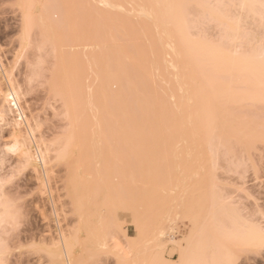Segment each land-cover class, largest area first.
<instances>
[{
    "label": "rangeland",
    "instance_id": "374dc122",
    "mask_svg": "<svg viewBox=\"0 0 264 264\" xmlns=\"http://www.w3.org/2000/svg\"><path fill=\"white\" fill-rule=\"evenodd\" d=\"M134 1L135 0H48V1L47 0L46 1L45 0H40V1L35 0L34 2H36V3H34L35 5L32 8V13H33L32 15L36 16L35 23L36 22L37 23L34 25L31 24L32 25L31 31H29V35L25 37L21 33V30H22L21 29L22 28V25H21L22 24V21H21L22 20L21 19L22 12L20 11L21 9H20L18 0H0V61H1V63H3L5 70H7L8 73L10 74V76H9L10 81H8V80H6V78H3L4 76L0 72V75H2L1 76L2 78L0 77V79H1L0 80V88H1L0 91L2 90L0 92V97L2 98V96H1L2 92H4L7 89H10L11 85H12V87L17 89V91L19 93V104L22 108L23 114L26 117V120L29 122V124H31V126L32 125L34 126V132H33L34 135L33 136H35L36 138L31 136L32 137L31 139L34 138L36 140L37 144L35 143L36 144L35 145L34 143H31L30 144L31 149L35 150L36 149L35 147L38 144L41 145L40 148H43V150L45 149L47 152L46 153V155H47L46 159L48 160L46 162V165H44L40 162L37 165V167H38L37 170H34L31 167H29V165L27 166V164H25V161H23L24 159L19 154H17V153L15 154L14 152L10 153L9 151L7 152L5 145H6V143L10 142L9 133H10L11 127L9 126V123L12 121V118L14 117L16 112L13 111L10 113L8 111V113H7V108H6L7 105L5 103H3V100L0 98V108L2 107V109H6L5 121H0V209H1V207H3L1 210L6 209L8 212L10 211L9 212L10 213L9 214L10 220L8 219L7 221L1 222V224H0V258L2 257L0 259V264L1 263L2 264H57L56 262L58 260V257L64 258V261L67 262V259H65V258L69 254V251L71 252L73 257L76 256L77 261L78 260L80 262L82 261L81 264H115V253L116 252L112 247L111 241H109V243L107 244V246H108L107 250H101L102 248L99 247L96 249L93 246L94 244L91 245L90 243H87L86 240H84L85 239V236L83 234L84 232L82 233L83 230H80L81 228L78 225L79 218H81V217L78 218L79 215H78V213H76L77 210L75 211L76 207H74V205H75L74 201L71 202L73 200V194H74V191H72L73 188L71 189V186H72V184L73 185L77 184V183H75V180L77 181L76 176L81 174L79 172L82 171L84 175L83 174H82V176L79 175V177H83V176H85V177H83L82 179H78V181L86 180L87 183H90L94 187V189H96V190L98 189V185L100 186V188H102V189H98V190H100L99 192H101V194H99V192L97 193L99 195V197L97 196V194H96L97 197L95 195L93 197V205H96L99 201V203H98L99 207L96 205L97 206L96 208L95 207L90 208V209H92L91 212L92 213L94 212L92 214V216H94L95 218L90 217L89 215H91V214H88V216L87 215L86 216L90 217L89 219H92L93 222H95L94 220H97L96 218H97L98 214L95 211H93L94 210L93 208L98 210L99 211L98 213H100V215L102 217L108 218L107 220L109 223L108 224L109 229H110L109 231H111L110 233H112V235L115 237L114 239L117 240L119 243L121 242L120 244L126 245V239H128L126 236H131L129 238H132L133 236H135L134 238H136V236L138 237V235L136 234L137 229H134L135 225L131 222L132 217L130 216V212H129L130 210L127 208H126V211L124 209L122 211H121V209L116 210V209L120 208V206H121L120 204H118L119 207L117 206V208H115L116 206L112 208L111 206L106 205V204L113 205L111 203H113L116 200L117 194L120 192V185L127 184L128 177L130 174L133 176L134 179H137V181L135 180V185L137 186V184H138V187L141 189V187H140L141 184H139V183L142 180V178H141V180H138L140 176L138 174H136L137 178H135L134 173L132 174V172L136 171V173H137V171L144 169V172H146V174H147V170H145V169H147V167L150 165V163L148 164V161L149 160L152 161V157H154V156L148 155V157H151V156L152 157H151V159L148 158L149 160H147V161H146V158H147L146 156L148 153H152L154 151V149L156 150L155 154H157L158 153L157 147L159 148V152L161 150L163 152V157L158 155L160 157V159L163 158V160H160L158 156H156L155 158L158 157L157 159H159V162L162 163L164 160L167 159V158L164 159V157L165 156L168 157V155H170L171 153H174L173 149H176L178 146L179 147L181 146L180 147V154H181V151L184 152L183 151L184 147L186 150V148H187L186 146H188V150H189V146H191V148H190L191 154L194 153V154H192V156L190 153H189V155L181 154L182 156L178 153V156L180 155L179 156L180 160H179L178 156H176L178 158V160H176L177 158L174 156V154L170 155L171 157L174 156V159H171L170 156L168 157L171 159L172 162H174L173 160H176L175 162L178 163V161H179V163H178V165L176 163V165L174 166V164L170 161L171 164L173 165L172 169H175V168L176 169L174 171H172L171 167L169 168L167 165V167L169 169L168 172L170 170H171V172L169 174H168V172L163 173L164 176L161 175V176H163V177H161V179H162V181L165 180L163 183L167 182V183H165L166 186H167V184L168 185L173 184L175 186H177L178 184L180 186L183 185L184 189H185V193L187 195V199L190 195L191 196L195 195V194L198 195L199 189H200L199 193L204 198H203L202 204L199 203V205H198V204H193V203H194V201H196V199L198 200V196H200V194L197 197H196V195L192 196V197H190V199L188 201H186V203H188L189 201L191 203L190 202L188 204H186L185 202L178 203L177 204L178 208H177L176 204H174L172 201L173 198L172 199L170 198V197H172L173 194L171 192L165 193L166 191L164 192V190H161V188H159V187H163L164 184L161 186L155 185L156 187H158L163 192L161 194H160V192H158V194H160V197H162V198L157 197L156 196L157 194H156L155 195L157 197L156 199H155V197H153L151 195L152 198H148L149 196H147L146 198L150 199V200L146 201L145 197H143V199L145 201V205H146V202L149 203V206H151L152 212H150L149 216H148V212L147 213L145 212V211H147L148 204H147V206L143 205V206H145V208L141 207L142 209H140L139 211L136 212L137 213L136 214V216H137L136 222H137V225L140 229L145 228L147 221L149 222V220H150L151 222H153V221L157 220L158 217H156V214L159 215L161 213L160 214L161 216H163V217L167 216V218H168V219L166 218V220H165V218H163V220H162V217H161L162 230L157 231L155 233L154 244H152V243L150 244L148 242L150 240V238H148L147 242L150 245H152L153 247L149 245V247H147V249L152 248L153 250L151 249V252H150L151 255H150V253H148V256H147V257H151V256L152 257L151 258L146 257L145 261H150V259H151V262L153 261V259H152L153 255L152 254L156 249H157L156 250L157 257H159L158 252L163 254V256L160 254L159 255L161 258L162 257L165 258L163 261L164 262L167 261L166 264L169 261L174 263L176 258H178L177 255L175 254L176 252L173 250L171 251L170 248L172 246L171 245L172 242H175V243L181 242L182 237L185 235V231L187 230V227H186L187 222L183 219H180V217H179V220H177L178 217H176L175 218L176 221H175V220H173L174 218H169V215H170V212L173 211V209H176V211H177L181 205H183V207L181 206V211L182 210L183 211L182 212L177 211L178 213L180 212L178 216H182L183 212H185V208H186V211L189 210L190 208H193V209H190L189 211H191L193 213V211L195 209V211L193 213L195 215H199V216L202 215L201 217L204 216L203 218H206V217H208V215L210 216V214H212V216L214 215L218 218L217 215L220 213L222 216V213L225 211L224 209H230L231 208V209H234V211L238 212L239 214L241 213V215L246 217L250 222H253L256 224L258 223L260 226L264 227V101L261 99L262 97H259L260 93L256 89V86L253 87L254 85H259L260 83L257 82L259 84L255 83L253 86H251V88H255V89H253L254 90L253 91V90H251V88H248V86L245 82H238V81H236L234 83L232 82L233 84L231 83L232 85L230 84V86H232L231 89H233V87H234V90L232 91V92H234L232 94L233 97L232 96H230L229 98L217 97V93L221 92L220 90H218V92H214V93H216V95L213 96L212 94H214V93L211 90L214 91V89H218V88L222 87L223 85H226V82H225V84L223 83L222 85L220 83L223 82V80L221 82V78L225 79L227 76L225 77V73L221 74L222 72H217V71L215 72L214 71L216 69L218 70L219 67L218 68L213 67L215 69L209 70V71H211V73H209L207 68H210L211 66H214V65H210L209 67L207 65V67H205V65L203 66L200 64V67L203 66L204 68L203 67H201V68L197 67V65L194 66L196 63L198 64V62H200L201 59L198 58V62L196 61L197 59H195V61H194L193 57L195 58V56L191 57L190 54L186 53L187 52V51H185L186 49H184V47L186 45L185 42L188 41L190 38V40L191 41L193 40V42L198 41V43H199L200 42L199 40H201V42L206 41L207 43L214 44V45L209 44V46H208V44H205L206 42H204V44L208 46V47L206 46L207 48L212 46L213 48H215L214 50H216V51H218L216 48H219V46H220V48H222L221 47L222 45L218 46L217 44H223L225 47L228 46V48L223 47L225 49L232 48V47H230L231 45L232 46L237 45V49L239 51L236 52L235 57L233 55L234 59L237 58L239 53H240L239 56H242V54H244V55L250 54L252 56V53L258 52L256 54H259L258 56L262 57V55L264 53L263 51H262L263 53L261 52V50L263 48L262 45L264 46V21H263L264 20V18H263L264 17V7H263V5L259 4L260 6H258L259 11L261 10V8H263L262 12L261 13L259 12V15L261 14V17L263 16L262 17L263 20H262V19H258L259 18L258 15L256 17H253L255 15H252V13L250 14V13L245 12L244 10H241L239 7V2H238L239 0H220V1L202 0L200 2V4L198 2V5H196L197 3L194 4V2H193V5H191L192 3L188 2L190 5H188V7H185L186 12L184 14L185 17L183 16L184 19L181 17L182 15L180 14V12L182 11L180 9L181 7L177 6L179 8V10H181L179 12V10L177 9L179 14H180L179 17L183 20V22L186 20L185 23H183L182 21L179 20L180 19L179 17H178L179 19L178 18L172 19V18H174L173 12H175V11L171 12V11L167 10L168 11L167 12L166 9L163 10V7L165 8L168 6L167 2L169 4L170 0L166 2L167 6H163V3H157V0H155V1L154 0H145V2H147V3H145L144 0H139V4H138V0H136L137 2L136 1L134 2ZM177 1H179V0H177ZM183 1L185 2L186 0H182V2ZM257 1L258 0H256V2ZM184 2H183V4H184ZM260 2L262 3V0L259 1L258 3H260ZM40 3L44 4L43 5L44 8H40V6H42ZM47 3L49 5H47ZM159 4L162 6V10H161V8H159V6H160ZM172 4L174 6L175 3L172 2ZM179 4L181 5L180 2H179ZM179 4L177 2V5H179ZM48 6H51L52 8H49ZM58 6L62 7V8L64 7V9H62V8L61 9L63 11L66 10L65 13L67 12V15H66L67 19L65 20V23L63 24L64 27L62 26V28L52 26V24H54L56 21H58V19H59L58 17L60 16L59 15L60 13H58L59 12ZM142 6L144 9L142 8ZM170 6L173 7L172 5H170ZM171 7H168V8H171ZM39 8L41 9V11L39 10ZM146 8L148 9L147 12H146ZM210 8H211V10H210L211 13H212V11L214 12V9H215V12L219 14V16L215 15L216 13L214 14V17L217 16L218 17V18L216 17L217 19L220 18L219 20H222L224 16H228L226 18L224 17L227 22L222 20L223 21L222 23H224V22H226V24L228 23L226 26L231 25L228 22L229 20H227V18L228 19L230 17L232 18V19L230 18L232 24H234L233 22H235V23L238 22L237 23L238 25L235 24V25H237V28H238V29L236 28V35L234 34L236 39H234L233 41L232 40L229 41V43L232 41L231 43H233V44H231V43L228 44V42H227V44L225 45V43H221V42H224V40H226V39L223 40L222 38H225V37L229 36V34H232V33L230 30H227L225 24H220L221 22L219 23V20L212 17L213 14H210L209 11H207ZM153 9L155 11H152ZM140 10H142V11H140ZM174 10H175V8H174ZM165 11H166L167 15H166ZM150 13H152V14L149 16ZM246 13L250 14V15H247ZM257 13L258 12H256V14ZM42 15H44L45 17L48 18V20H46L43 23H42V21H40ZM170 15H171V18H168V17H170ZM176 15H177V13H176ZM154 18H156V19H154ZM33 19L35 20L34 17H33ZM165 19L166 20L168 19V20L166 21ZM176 20H179V21H177V23H178L177 30L180 27H182L179 25L181 22L183 23V25L185 24L183 26L184 29L186 27V30H184L185 34L181 31V29H183V27L181 29H179L180 30L179 32H181V33H179L177 30H175L176 29L175 27H173V28L171 27V25L174 24L176 22ZM169 21H170V23L168 24ZM171 21H173V22H171ZM154 23H156V24L154 25ZM158 23H159V25H158ZM182 23H181V25H182ZM152 24H153V27H152ZM157 25L159 28L157 27ZM148 26L150 28H148ZM164 26L169 28V29H166ZM163 27L165 28L166 31H164ZM232 27L234 29L235 26H232ZM155 28H158V29H155ZM171 28H172V30H170ZM152 30H153L154 34H153ZM157 30L158 31L160 30L159 34L157 33ZM80 32H84L85 35H89V37L91 36V38H92V46L90 45V49H92V51H93V52L91 51L93 53L92 62H91V64H92L91 67L93 68V70H92L91 74H94V75L91 77H93L92 83L94 82L93 83L94 85L91 83V85H93V86H91V87H93V89L90 91V93H92L91 94V97H92V104L91 105H93V107L89 106L90 108L92 107L91 108L92 111L89 110L90 111L89 112L87 110L90 108H87L88 107L87 104H86V106H84V107H86V109L84 107H82V104H80V103L75 104V106L77 105L76 107L73 106L72 109H73V111H75V113L73 112L74 117L76 116L75 120L77 119L76 121L80 122L79 123L80 125H82V120L84 118H85L83 121L84 124L86 121H90V123L87 124L88 125L87 127H85V126L81 127L80 125H78L80 127H74V125L71 124V126L74 127L75 130L77 128H79L78 131L76 130V132L78 133V134L76 133L77 137L79 136L78 140H77V137L75 135L76 140L79 142L75 141V143L73 144V145H75V147L77 145H79V147L75 148L74 146L71 145L72 147H69V149H71L73 147L75 149L70 150V152L71 151L73 152L72 154L69 152L68 155H66V152L69 151L67 148H68V146H70V145H68V143L66 141V139L68 138L66 135L69 134L70 131H72V128H71V130L69 129L70 128L69 123L71 122L69 120V116L71 115V113L67 112L65 105L67 104L68 98H69V100H71L73 98L71 96L74 95V92H80L81 91L80 89H79L80 91L76 90V89H78V87L80 88L82 83H83V85L85 84L84 82H82L84 79L81 77L82 76L81 74L85 72V70H84L85 67H83V68L81 67L83 69L82 71H81V69L79 70V66L83 65L82 62L85 61V60H83L81 62V59H83V57L80 56L82 54L81 49H84V46L82 47V44H81V46L79 45V47H82V48H79L77 46V44L75 45V42L80 41V43H82L81 42L82 39L80 38L81 34L79 35V38L76 37V34L77 33L79 34ZM149 32L150 33L152 32L151 34H153V35H151ZM58 33L61 34L60 37H58L60 35V34L58 35ZM178 33L181 35L179 38H178L179 35H177ZM21 34L23 35L22 36L23 38L25 37L24 38L25 40H23V41L21 39ZM149 35H151L153 38L155 37V39H153V38L151 39V37ZM48 36H50V37H48ZM130 36H131V38H130ZM147 38H148V40H150V45L148 44L150 47V50L152 49L153 51H155V53L156 52L158 53L159 57L161 58V63L163 62L164 67L167 66V68L165 67L164 69L168 70V72L166 71L168 73V75L170 73V75H169L170 80H167L168 83H165L164 85L162 83V82H164L162 79L163 75H162V77L160 76L164 70L160 71L158 69L160 67L156 68L158 70L151 67V64H153L152 62L154 60L149 61V59H147V55L149 56L151 51H149L150 53H147V52H145V50L147 51V49H144V47L141 46L144 42L142 40H145ZM180 38H182V39H180ZM187 38H188V40H186ZM26 39H27V42H26ZM170 39H172V40H170ZM183 39L186 40V41H184V43H185L184 47L182 46L183 45ZM73 40H75V41H73ZM89 40H91V39L89 38ZM148 40H145V41H148ZM180 40L182 42H180ZM50 41L51 42L55 41L54 42L55 44L52 43L54 45V49H55L54 51H53V46H52ZM172 41L174 43H172ZM67 42H68V44L74 42L75 47L77 46L79 48L80 51L76 48V50L79 51L78 55L81 52V54L79 55V57L81 58L79 62L77 61V60H79V57L76 55L77 51L73 52L74 49H72V48L70 49L68 44H66V45L69 47L70 52H69L68 48L65 47V43H67ZM84 42L85 41H83V43ZM189 42L186 45L187 47L189 45ZM193 42H192V45L195 46L196 44L194 45ZM201 42H200V44H201ZM135 43L136 44L142 43L138 47L139 50H137V48L136 49L134 48L135 50L139 51V53L135 52V53H137V54H135L136 56L134 55V52H133L134 49H131L133 53L129 52L130 51L129 48H133L136 46ZM145 43H144V46L147 44V43L146 44ZM170 43L173 45H171ZM178 43H180L179 46H177ZM90 44H91V41H90ZM157 44H159L161 46V48ZM168 44L170 46H168ZM215 44L218 47H216ZM121 45L122 46L124 45L126 48L125 47H123V48L128 50L126 52V54H124V51H123L124 49L120 51L121 53L120 52L118 53L119 49L122 48ZM154 45H156L157 47L156 46L154 47ZM175 45H176V47H175ZM201 45H203V43ZM55 47H57V48H55ZM174 47H175V49L171 50ZM177 47L179 49H177ZM190 47L191 46H189V49H190ZM203 47L204 46H201V48H203ZM146 48H147V46H146ZM158 48H160V49L158 50ZM164 48H165V50H164ZM168 48H169V50H166ZM199 48L200 47L198 46V49ZM220 48H219L220 52L218 51L216 53V51H215V53H216L215 54L214 50H213V53L215 55H218V53L221 54L222 52H221ZM259 48H260V50H259ZM196 49H197V47H196ZM58 50L60 52H58ZM160 50H162V51H160ZM175 50H177L175 52V54H174V52L172 54L170 53V52L175 51ZM222 50H224V49H222ZM167 51L169 52L168 53L169 58H167L168 60L166 59V56H167L166 52ZM225 51L226 50H224V52ZM72 52H73V54H75V56L73 55L75 58L77 56L76 59L72 56L73 57V60H72V57L70 55ZM159 52L160 53L162 52V55L159 54ZM164 52H165V54H163ZM196 52H198V50ZM196 52H194V53L196 54ZM57 53H59V55L62 56L59 58L60 60L58 59L59 55ZM128 53H131L132 55L131 54L129 55ZM177 53L180 55H178ZM120 54H123V56L121 55L122 56L121 57ZM152 54H154V52L151 53V56H152ZM173 54H174L175 58L172 57ZM200 54L201 53H199L198 55L200 56ZM253 55L254 56H252V57L248 56L250 58V60L246 56L245 57L242 56L244 58V60L242 58L240 60L242 61V63L244 61V65H242V64L240 65L241 69H242V66H244L243 68H245L246 62L248 65L249 62L252 63V61H253V63L250 66H248V67H250V69H251V66L253 64L255 65V67L252 66L253 69L256 68L257 66H259V63H260L259 61L261 58H259L258 56L256 58L255 54H253ZM64 56H65V58H64ZM185 56H186V58H184ZM204 56L206 57L207 55H204ZM189 57L192 59V61L190 60ZM155 58L157 59V55L155 56ZM209 58H210V56H209ZM252 58L254 60H256V62H257V60H259L257 62L258 65L256 62H254V60ZM146 59L148 60L149 63L151 62L150 65L148 64ZM150 59H151V57H150ZM152 59H153V57H152ZM245 59H248L249 62ZM171 60L174 62H172ZM237 60H239V59H237ZM76 61H77V63H76ZM155 61H156V63L159 62V60L158 61L155 60ZM175 61H177L176 62L177 65H176ZM189 61H190V64H189ZM210 61H211V59L208 60V58H207V62L209 63ZM80 62H81V64H80ZM193 63H195V64H193ZM228 63H230V62H228ZM75 64L76 65L78 64V66H76ZM205 64H206V62H205ZM213 64H215V63H213ZM74 65L78 68L79 72L74 67ZM168 65L171 68H169ZM184 65H186V66H184ZM189 66H190V68H189ZM192 66H194V67H192ZM218 66H219V64H218ZM174 67L177 69H174ZM196 67H197V69H195ZM186 68H189V70ZM202 68L208 72L207 76H206V72L202 71L203 70ZM170 69L172 72L170 71ZM245 69H247V67ZM250 69H248V70L250 71ZM258 69H259V71L261 70L260 68H258ZM110 70L112 73H113V71H115L113 74H115L117 77H118V73H116V72L119 71L121 73V77L119 76V78H122L120 80H121L122 87H124L122 89L123 92L120 91L118 93L117 92L118 87L116 86L114 79H111L112 77L107 78L110 75L107 76V74H105V73L107 71H110ZM177 70H178L177 76H178L179 80L176 76ZM200 70H201V73H200ZM243 70L244 69H242V71ZM93 71H94V73H93ZM174 71H176V72L173 73ZM212 71H213V73H212ZM226 71H228V70H226ZM240 72H241V70H240ZM244 72H245V74L243 72H241V74H244V75L249 74L248 71H247L248 73L245 70H244ZM189 73H190V75H189ZM151 74L154 78H151L152 77ZM200 74H201V76H200ZM172 75H175V76H172ZM184 75H185V77H184ZM170 76H172V78ZM188 76H190V77L188 78ZM91 77H89V79H91ZM104 77L106 80H108L106 83L107 85L105 84ZM202 77H203V79H201ZM206 77H207L208 81L206 80ZM85 78H86V76H85ZM184 78H186L187 80ZM91 80H90V82H91ZM110 81H112L114 83H112ZM159 81H161V82H159ZM169 81H171L170 84L173 87L169 84ZM177 81H178V83H177ZM185 81H187V83ZM198 81L200 83H198ZM210 81H212L211 84H210ZM219 81H220V83H219ZM157 82L159 84L163 85L161 88L164 90V93L166 94V98L168 96L167 99L169 101V102L167 101V105L169 106V109L168 110L166 109L165 112L163 109H164V106L166 107L167 105L162 104V103L165 104V102H164L165 97L162 100L163 102L159 103V106L161 104L163 105V107H161V108H163L162 109L163 110L162 115H163V112L165 114V115H163L164 122L162 120V117H161V121L163 122V124L167 123L164 126H163V124L161 125L162 126L161 128L164 129V130L163 129L161 130L162 132L160 130H158V129H161V128H158L160 126L158 125L159 122H157V120L160 117H158V115H156V112L161 110L160 107L157 106L158 103L155 101V98L158 97V96H155V92H156V94L159 92V90H157V88L156 89L154 88L155 87L154 83L156 84ZM158 83H157V85H158ZM172 83H174V85ZM181 83H183L184 85L181 86L180 85ZM207 84H209V85H207ZM167 85L170 87H168ZM207 86L213 87V89L210 87H207ZM259 86H262V85H259ZM244 87H246V88L244 89ZM103 88H106L105 90L108 92V94H110V96L106 97L107 92L106 93L103 92ZM161 88H159V89L162 90ZM177 88H178V90H177ZM195 88H196V90H195ZM208 88H210V89H208ZM238 88H240L239 89V91L241 90L240 92L236 91V90H238ZM154 89L156 90L155 92H154ZM249 89L251 91H253L254 97H253V94H251L252 96L250 95V92H247V95H250V97L246 95V91L247 90L249 91ZM63 90H64V92H63ZM176 90L180 93H178ZM255 90H256V92L258 91V93H257L258 95L255 94ZM68 91H69V93H67ZM70 91H71V94H73V95L70 94ZM84 91H85V89H84ZM202 91L204 94L202 93ZM242 91L244 94L242 93ZM208 92L211 94H209ZM62 93H67V95L69 97L66 94H65V96H63L64 94H62ZM104 93L106 94L105 96H104ZM176 93H178V94H176ZM83 94H85V96H86V92H84ZM83 94H81V95H83ZM172 94H173V96H172ZM241 94L245 95V97L243 98V96ZM162 95H163V93L161 95L159 94V97ZM219 95L220 94H218V96ZM236 96H238L239 99H237ZM135 97L137 98V100H134ZM170 97H173V98H170ZM209 97L212 99H210ZM214 97H216V99ZM257 97H259V98L257 99ZM166 98H165V100H166ZM85 99H86V97H85ZM171 99H173V100H171ZM214 99H215V101H213ZM158 100L160 101L159 98H158ZM208 100H210L211 104ZM133 101H135V102H133ZM154 102L157 104L156 106L153 104ZM134 103H136V106ZM4 105H6V106H4ZM152 106L155 107L154 110H153ZM136 107H138L139 109ZM209 107H211V108H209ZM140 108L144 109V111L141 110ZM151 108H152V110H150ZM157 108H159V109L156 110ZM148 109L150 110L149 113L147 111ZM207 109H209V110L207 111ZM102 110H104V111L106 110L104 113L105 115H103V116L101 115V114H103V113H101ZM139 110H140V112H139ZM70 111L72 112L71 109H70ZM153 111H155L154 112L155 114L153 113ZM176 111L179 114H177ZM143 112H145L148 115V118H147V115L144 114ZM68 113L70 115H68ZM139 113L141 115V118H140V116H138L139 120L141 119V122H142V119H144L143 121H145V125L142 124L144 122H142V123L139 122L142 126H145V128H143L141 126L143 129L139 128V129H141L140 132L144 131L143 132L144 136H143V134L140 135V133L138 132L139 130L137 131V129H138L137 127H139V126H137L135 124V120L138 118L137 115ZM180 113H182V115ZM212 113H213V115H212ZM157 114H159V116L161 115L160 112H158ZM175 114H176V117H177V115H178V117L180 116L179 117L180 123H176V128L179 129V131H178V129H176L178 131V132L176 131L177 133H175V127H174L175 126L174 122L177 119H175L176 117L172 118L173 115L175 116ZM86 115H90V116H87V118H86ZM142 115L144 116V118H142L143 117ZM145 115H146V117H145ZM83 116H84V118H83ZM150 116L152 117L153 120L151 119ZM165 116L167 117L166 120H165ZM181 116H182V118H181ZM71 117H70V119H71ZM74 117L72 118L73 121H75ZM101 117H102V119H101ZM156 117H158V119ZM126 118L127 119L129 118L130 120L129 119L127 120ZM146 118L149 119L150 121L151 120L153 121L152 122L153 128H151V125H150L151 122L149 123L147 120H145ZM168 118H169V120H171V118H172L171 123H169ZM121 119H126V120L122 121L124 123L126 121L127 122L131 121L132 126L134 123L137 127L136 126L131 127L130 126L131 124L128 125V123L126 122L125 124H127L128 127H127V125H125L123 123H122V127L126 126V128H128V130L126 131L125 127L123 129H120L121 121L119 122L118 120H121ZM174 119H175V121H174ZM155 120H156V123H155ZM186 120L188 123L186 122ZM138 121L136 123H138ZM139 123H138V125H139ZM177 124L178 125L180 124L179 127L182 125L181 128L177 127L178 126ZM209 124H210V126H209ZM117 125L119 127H117ZM154 125L156 126V128H154L155 127ZM172 125L174 128V132L168 133L167 129L168 130H169V128L171 129ZM183 125H185V127H183ZM146 126H147V128H146ZM149 126H150V128H149ZM166 126H167V129H166ZM168 126H170V127L168 128ZM182 127H183V129H182ZM131 128H133V130ZM75 130L72 133L75 134ZM129 130H130V133H129ZM131 131H132V133H131ZM134 131H137L136 134L140 135V139H142L141 136L145 137V134H146V138H145L144 142L142 140L141 145H139L140 144L138 142L139 139L137 140V143L135 142L136 140H132V137L137 136V135L133 136ZM158 131H160L161 134H163V132H164V134L161 135L160 132L158 133ZM213 131H215V132H213ZM126 132L129 135V139H128L129 141L128 142H130V144H128L126 142L127 141L126 136L128 137L127 134L125 135ZM155 133H157V135H155ZM122 134L125 136V141L123 140L124 136H122ZM139 135H138V137H139ZM154 135H155V137H154ZM158 135L160 137H157ZM158 138H160V140ZM190 138H192V140ZM121 139L126 143L124 144V142ZM35 140L34 141L31 140V142H35ZM132 141H134L133 144H132ZM175 141H179V142H177V144H178L177 147H176L177 144ZM181 141H183V142H181ZM184 141L187 143H184ZM209 141H210V143H209ZM76 142L78 143L77 145H76ZM189 142L190 143L193 142V143H191V145H189L190 144ZM183 143L186 146H184ZM197 143H198V145H196ZM65 145H66V147H65ZM182 145H183V147H182ZM131 146H133V147L135 146L136 148L135 147H134L135 149L133 147L131 148ZM192 146H194V147L196 146L195 147L196 149H194V147L192 148ZM179 147L177 150H179ZM130 148L132 149V151H134V153L132 151H130ZM137 148L138 149L140 148V149L137 150ZM192 149H194V151ZM64 150H65V153H64ZM75 150H76V152H75ZM129 151L131 153H129ZM140 152H142V155H144V153H147L146 155H144V159H142L148 165V166H146V164L144 165L146 168L143 167V164L141 162H139L141 159L136 160V159L142 157ZM61 153H62L63 157L61 156ZM135 153H137V154H135ZM165 153L166 154L168 153V154L166 155ZM64 154L66 156H64ZM102 154L104 155V157ZM136 155L137 156L139 155V156L136 157ZM160 155H162V154H160ZM132 156H133V159L131 160ZM72 157L74 160L72 159ZM98 157H99V159H98ZM187 157L191 158L190 161H193V162H189L188 160H186ZM205 157L207 160H205ZM77 158L79 161L76 160ZM198 158L200 159V161L203 158L204 162H206L207 165L204 164L202 166L203 163L201 164V162L203 160L200 162ZM167 161H168V159H167ZM181 161H182V164L179 165L181 163ZM73 162H74V164H73ZM76 162H78L77 165L80 166V169H82V170H80L78 167H76L77 168L76 169L77 175L75 172H73L74 170L71 171V168L75 169L74 166L76 165ZM145 162H143V163H145ZM170 162L168 161L167 164L168 163L170 164ZM183 162H185V165ZM187 162H189L190 165H192V163L194 165H192V167H191L189 164L188 165L186 164ZM139 163L141 165H139ZM151 163H153V162H151ZM164 163H162V164L165 167L166 163L165 164ZM154 164L156 165V163H154ZM171 164H170V166H171ZM71 165L73 167H71ZM152 165H150V166H152ZM155 165H154V167H150V168H153L155 170V167H156ZM139 166H141V169L139 168ZM161 166L162 165L158 164V168L156 170L157 171L160 170V172H161L162 169H159V168H161ZM184 166L186 167V169H188V171L184 170L185 173L182 170V169H185ZM187 166H188V168H187ZM81 167H83V168H81ZM173 167H175V168H173ZM203 167H205V168H203ZM136 168L138 170H136ZM210 168H211V171H210ZM127 169L129 171H132V172H129ZM154 170L150 169L151 173ZM203 170H205V171H203ZM150 171H148L149 174H151ZM177 171H179V172H177ZM71 172H73L74 175H72L73 173H71ZM140 172H142V171H140ZM140 172H138V173H140ZM160 172L154 171L153 173L156 174V176L159 177L160 182H162L160 179ZM162 172H163V170H162ZM202 173H203V175L207 173L206 176H208V177H206L205 175H204V177L200 176ZM100 174H102V175H100ZM146 174L143 175L144 180H145ZM165 174L166 175L168 174L169 176L167 175L168 176L167 177V176H165ZM198 174H200V175H198ZM69 176H70V178L72 177L71 180L73 182L69 179L71 181V183H69V181H68ZM102 176H105L103 179L104 183H101L100 182L101 180L99 181L100 177H102ZM156 176L154 175V177H156ZM199 176L202 178H200ZM164 177H166V179ZM73 178H74V180H73ZM133 178H132V181L134 180ZM179 178H181L182 184L180 183ZM152 179H154V178H152ZM147 180H148L149 184H150V181L153 182V180H151V179L149 181V178L148 179L146 178V181ZM176 180L179 182H177ZM199 182H201V183L199 184ZM148 183H146V182L142 183L143 185L145 184L143 189L145 188V186H146V189H148L147 188L148 186H149V188L151 186L150 189H152L153 188L152 186H154V184H156V182L152 183V185L151 184L148 185ZM85 184H86V182H85ZM201 184H203V185H201ZM95 185L97 187H95ZM131 185H132V187L134 186L133 183H131ZM143 185H141V186H143ZM104 186H107L109 189V193H107L106 196H105V193L107 191H105L104 189H107V187L104 188ZM180 186H179V188H180ZM203 186L208 187V188H204ZM158 188H156V189H158ZM197 188H198V191H197ZM210 188H211V190L209 191ZM214 188H216L215 189L216 192L214 191ZM156 189L154 191H156ZM103 190H104V196H103ZM93 191L95 192V190H93ZM196 191H197V193H195ZM211 191H213V192H211ZM151 192H153V191H151ZM204 192H205L206 196L203 195ZM189 193H190V195H189ZM108 194H111L113 196L114 200L110 198V197H112L111 195L108 197L107 196ZM143 194H144V191H143ZM145 194L143 196H145ZM92 195L93 194H91V196ZM153 195H154V193H153ZM100 196L104 198V201H102ZM89 197H90V195H89ZM205 197L207 200H204ZM90 198H92V197H90ZM108 198L111 199V201H109L111 203H109L107 201ZM165 198L168 202L165 200ZM193 198H195V200ZM163 199H164V201H163ZM170 199L172 202L170 201ZM112 200H113V202H112ZM161 200H162V202H160ZM192 200H194V201H192ZM100 203H102V204H100ZM150 204H152V205H150ZM214 204H216V205H214ZM189 206H191V207H189ZM210 206H212V207H210ZM213 206H216L217 208L216 207L213 208ZM110 207L112 208L113 212L111 211ZM219 207H220V209H219ZM97 208H99V209H97ZM121 208H123V207H121ZM143 209H146V210H143ZM200 209H201V212H200ZM215 209H218L219 212H217V210L215 211ZM221 209L223 210V212L220 211ZM115 210H116V212H114ZM153 210L156 212H154ZM159 210H160V213L158 214ZM196 211H197V214L195 213ZM199 212H200V214H199ZM86 216H84V218ZM130 217H131V219H130ZM147 217L149 220L147 219ZM82 218H81V220H82ZM86 220L87 219H84V220H82V222L84 221V223H85ZM167 220H168V222H165ZM101 222H103L102 219H101ZM101 222H99L98 225L102 224ZM116 222H120V225H119L120 227L116 228V226H115ZM91 224H92V222H90L89 227L91 226ZM106 224H107V222H106ZM149 224H152V223L149 222L148 225ZM80 225H82V227H83V223L82 224L80 223ZM86 225H87V223H86ZM86 225H85V227H86ZM94 225H97V224L94 223ZM94 225L92 224V226L95 228ZM73 226L75 228L79 227L78 228L79 230L74 229L75 233L72 231L74 228ZM61 227L64 229V231L65 230L66 231L64 232ZM100 227H101V225H100ZM61 229H62V231H61ZM83 229H85V228H83ZM69 230H71L72 234H70L71 232ZM78 231H80V232H78ZM145 231H146L145 232V234H146L147 229H145ZM64 233L67 235H64ZM68 234H69V237H68L69 241H66V242L67 243L72 242L71 244L73 245V247H72V245L70 244L69 248L65 247V246L63 247L62 244H64V243H62V241H61V236L67 237ZM70 236H72V238ZM143 236L146 237V235H144V234H143ZM75 239L77 240V242L75 241ZM79 239H81V240L83 239L82 241H85L84 242L85 245L88 244L89 246L91 245L94 248L83 245L84 243ZM58 240L61 242H59ZM130 240H132V239H130ZM53 241H55V242H53ZM58 242H59V244L60 243L61 244L59 245ZM66 242H65V244H66ZM52 243H53V245H52ZM56 244H58V247L62 246V248L59 247V248H61V252H59L60 250L58 249L59 250L58 254L59 255L62 254L63 257L59 256L57 254V258H55L56 259V262H55L54 257H56V256L51 257L52 256L51 252L53 255H54V253H56L55 252L57 250V249H55ZM82 245H83V250L81 247ZM67 248L70 250H68ZM50 249L51 250L53 249V250L51 251ZM236 249H238V248H236ZM168 251L169 252L171 251V252L168 253ZM255 251L256 250H254L251 253L250 251H245V250L244 251H239V249L234 250L233 251L234 256H232V263L231 264H264V246L257 249L256 252ZM146 252H148V251H146ZM160 257L157 258V261H156L155 260L156 256H155L154 260L156 262L154 263V261H153V263H149V264H159V263L164 264V262L161 260ZM79 261H78V263H79ZM158 261H159V263H158ZM160 261H162V262H160ZM171 262H169V263H171ZM146 263H148V262H146Z\"/></svg>",
    "mask_w": 264,
    "mask_h": 264
},
{
    "label": "bare ground",
    "instance_id": "6f19581e",
    "mask_svg": "<svg viewBox=\"0 0 264 264\" xmlns=\"http://www.w3.org/2000/svg\"><path fill=\"white\" fill-rule=\"evenodd\" d=\"M35 0H18V3H19V6H20V11L22 12V15H21V21H22V30H21V33L26 37V36H28L29 35V31H31V27H32V25H34V24H36L35 23V21H36V16H34V15H32L33 13H32V8L34 7V3H36V2H34ZM40 1V0H39ZM46 1V0H45ZM48 1V0H47ZM136 1V0H135ZM134 1V2H135ZM155 1V0H154ZM167 1H169V0H157V3H163V6H167V7H163V10H165L166 9V11L168 10V11H171V12H173V11H175V12H173L174 13V18H172V19H177L179 16H180V14L182 15L181 17L184 19V14H185V7H188V5H190L189 3H192L191 5H193V2H194V4L195 3H197L196 5H198V2H199V4H200V2L202 1V0H186L185 2H184V4H183V2H182V0H179V1H177V0H170L169 1V4H168V2ZM196 1V2H195ZM214 1V0H213ZM215 1H220V0H215ZM259 1H261V0H258L257 2H256V0H239L238 2H239V7H240V9L241 10H244L245 12H247V13H252V15H255V16H253V17H256L257 15H258V19H262V17H261V14L259 15V12L261 13L262 12V9L263 8H261V10L259 11V8H258V6H260L259 4H261V5H263V7H264V0H262V3L260 2V3H258ZM38 2V1H37ZM122 2V1H121ZM126 2V1H125ZM124 2V3H125ZM137 2V1H136ZM143 2V1H142ZM144 2H145V0H144ZM151 2V1H150ZM166 2H167V5H166ZM172 2L173 3H175L174 4V6H173V4H172ZM177 2H178V4H179V2L181 3V5L179 4V5H177ZM189 2V3H188ZM145 3H147V2H145ZM152 3V2H151ZM150 3V4H151ZM38 4V3H37ZM36 4V5H37ZM42 6H40V8H44V4H42V3H40ZM46 4V3H45ZM51 4V3H50ZM138 4H139V0H138ZM141 4V3H140ZM165 4V5H164ZM258 4V5H257ZM47 5H49L48 3H47ZM143 5V4H142ZM149 5V4H148ZM160 5V4H159ZM170 5H172L173 7H171ZM176 5V6H175ZM186 5V6H185ZM38 6V7H39ZM152 6V5H151ZM177 6H179V7H181L180 9L182 10H179V8L177 7ZM49 8H52L51 6H48ZM147 7V6H146ZM168 7H171V8H168ZM184 7V8H183ZM262 7V6H261ZM39 8V10L41 11V9ZM60 10H59V9ZM58 13H60L59 15V19H58V21H56L54 24H52V26H56V27H61L62 28V26H63V24L65 23V20L67 19V12L65 13V11L66 10H62V9H64V7L62 8V7H59L58 6ZM62 8V9H61ZM125 8V7H124ZM139 8V7H138ZM142 8H143V6H142ZM159 8H161V10H162V6L160 5L159 6ZM174 8H175V10H174ZM141 9V8H140ZM144 9V8H143ZM179 10V12H180V14H179V12H178V10ZM214 9V8H213ZM160 10V11H161ZM211 8L209 9V10H207V11H209V13L210 14H213V18H215V19H217L216 17H214V14L216 13L215 12V9H214V12L212 11V13H211ZM140 11H142V10H140ZM148 11V9L146 8V12ZM152 11H155L154 9L152 10ZM166 11H165V13H166ZM167 11V12H168ZM144 12V11H143ZM145 12V13H146ZM150 12V11H149ZM164 12V11H163ZM162 12V13H163ZM183 12V13H182ZM256 12H258L257 14H256ZM160 13V12H159ZM176 13H177V15H176ZM246 13V14H247ZM254 13V14H253ZM152 13H150L149 14V16L151 15ZM250 14H247V15H250ZM36 15V14H35ZM147 15V14H146ZM160 15V14H159ZM166 15H167V13H166ZM215 15H218L219 16V14L218 13H216ZM148 16V17H149ZM158 16V15H157ZM165 16V15H164ZM177 16V17H176ZM184 16V17H183ZM222 16V15H221ZM220 16V17H221ZM33 17L35 18V20L33 19ZM168 17V16H167ZM166 17V18H167ZM223 17V16H222ZM221 17V18H222ZM225 18L226 17H228V16H224ZM223 17V21H226V19ZM261 17V18H260ZM168 18H171V15H170V17H168ZM180 18V17H179ZM178 18V19H179ZM231 18V17H230ZM230 18L228 19L227 18V20H229L228 22L231 24L230 26L228 25V26H226L227 24H226V22H224V23H222L223 21L222 20H219V19H217V20H219V23L220 24H225V26H226V28H227V30H230L231 31V33L232 34H229V36H227V37H225V38H222L223 40L224 39H226V40H224V42H221V43H225V45L227 44V42H228V44H230L234 39H236V37H235V35H236V28H237V23H235V22H233L234 24H232L231 23V20H230ZM264 18V17H263ZM154 19H156V18H154ZM225 19V20H224ZM232 19V18H231ZM34 20V21H33ZM46 20H48V18L47 17H45L44 15H42L41 16V19H40V21H42V23L43 22H45ZM166 20V19H165ZM168 20V19H167ZM166 20V21H167ZM171 20V19H170ZM180 21H182L183 22V20L180 18L179 19ZM179 20H176V22L174 23V24H172L171 25V27L173 28V27H175L174 29L175 30H177V25H178V23H177V21H179ZM263 20V19H262ZM174 21V20H173ZM173 21H171V22H173ZM186 21V20H185ZM185 21L183 22V23H185ZM261 21V20H260ZM264 21V20H263ZM262 21V22H263ZM33 22V23H32ZM181 22V23H182ZM153 23V22H152ZM157 23V22H156ZM156 23H154V25L156 24ZM162 23V22H161ZM170 23V21L168 22V24ZM177 23V24H176ZM180 23V22H179ZM181 23L179 24L180 26H184L183 25V23H182V25H181ZM32 24V25H31ZM235 24H237V25H235ZM158 25H159V23H158ZM158 25H157V27H158ZM174 25V26H173ZM169 26V25H168ZM232 26H235L234 27V29H233V27ZM64 27V26H63ZM141 27V26H140ZM152 27H153V24H152ZM151 27V28H152ZM165 27V26H164ZM163 27V29H164V31H166L165 30V28L166 29H169V28H167V27H165L164 28ZM182 27H180L179 29H181ZM148 28H150L149 26H148ZM159 28V27H158ZM158 28H155V29H158ZM172 28L170 29V30H172ZM30 29V30H29ZM146 29V28H145ZM177 30L178 32L180 31V30ZM238 29V28H237ZM54 30V29H53ZM147 30V29H146ZM151 30V29H150ZM184 30H186V27H185V29H184V27H183V29H181V31L184 33ZM149 31V30H148ZM147 31V32H148ZM156 31V30H155ZM163 31V32H164ZM229 31V32H230ZM235 31V32H234ZM71 32V31H70ZM146 32V33H147ZM152 32H153V30H152ZM151 32V33H152ZM169 32V31H168ZM228 32V31H227ZM145 33V32H144ZM150 33V32H149ZM148 33V34H149ZM150 33V34H151ZM157 33L159 34L160 33V30L158 31L157 30ZM175 33V32H174ZM179 33H181V32H179ZM177 34V35H179L178 36V38L181 36L180 34ZM188 33V32H187ZM21 34V39H22V41L23 40H25L22 36ZM43 34V33H42ZM60 33H58V35H59ZM81 34V42L82 43H80V41L79 42H75V45L77 44V46L79 47V45L81 46V44H82V47L84 46V49H81V51H82V54H81V52H80V56H82L83 57V59H81L80 57H79V55H78V52L80 51L79 50V48H82V47H75V45H74V42L73 43H69L68 44V42L67 43H65V47H67L68 48V50H69V47H70V49L72 48V49H74V51L73 52H75V51H77V56L79 57V60H77L78 62L80 61V59H81V62L83 61V60H85V61H83L82 63H83V65H81V66H79V70L81 69V71L83 70L82 68L83 67H85L84 68V70H85V72L84 73H82L81 75V77L84 79L82 82H84L85 84L83 85V83L81 84V86H80V88L78 87V89H76V90H79L80 92H74V95L73 94H71V91H70V94L71 95H73V96H71V97H73L71 100H69V98L67 99V104L65 105L66 106V110H67V112H70L71 113V115L68 113V115H70L69 116V120L71 121H69L70 123H69V125H70V130H71V128H72V131H70L69 132V134H67L66 136L68 137L67 139H66V141H67V143H68V145H70V146H68V152H66V155H68V153L70 152V150H73V149H75V148H77V147H79V145H77L78 143L77 142H79V141H77L78 140V138H79V136L77 137V132H76V130L78 131L79 130V128H77L76 130H75V128L74 127H87L88 125L87 124H89L90 123V121H86L85 122V124L83 123V121H84V116H83V120H82V125H80L79 123L80 122H78V121H76L75 120V117H74V113H75V111H73V106L74 107H76L75 106V104H82V107H84V106H86V104H87V108H90L89 106H92L93 107V105H91L92 104V97H91V94L92 93H90V91L93 89V87H91V86H93L94 84V82L92 83V81H93V77H91V76H93L94 74H91V72H92V70H93V68L91 67V62H92V55H93V51H92V49H90V45L92 46V38H91V36L89 37V35H85V33L84 32H80L79 34L77 33L76 34V37H78L79 38V35ZM137 34V33H136ZM153 34H154V32H153ZM153 34H151V35H153ZM171 34V33H170ZM173 34V33H172ZM185 34V33H184ZM227 34V35H228ZM235 34V35H234ZM78 35V36H77ZM132 35V34H131ZM139 35V34H138ZM151 35H149L150 37H151V39L153 38ZM156 35V34H155ZM61 36V34L58 36V37H60ZM84 36V37H83ZM175 36V35H174ZM188 36V35H187ZM48 37H50V36H48ZM143 37V36H142ZM145 37V36H144ZM28 38V37H27ZM89 38L91 39V40H89ZM130 38H131V36H130ZM174 38V37H173ZM177 38V39H178ZM186 38V37H185ZM51 39V38H50ZM144 39V38H143ZM153 39H155V37L153 38ZM180 39H182V38H180ZM53 40V39H52ZM76 40V39H75ZM75 40H73V41H75ZM145 40H148V38L147 39H145ZM145 40H142V41H144L143 42V44L141 45V44H136V46L135 47H133V48H129L130 49V51L129 52H131V53H133L134 52V55L135 54H137V53H139V51H137V50H139V45H141L142 47H144V49H147V51L145 50V52H147V53H150L149 51H151V53L152 52H154V54H152V56H151V53L149 54V56L147 55V59H149V61H152V60H154L152 63L153 64H151V62L149 63L148 62V60H147V62H148V64L150 65L151 64V67H153L154 69H156L157 67H160V68H158L160 71H163L162 73H161V77H162V75H163V81L164 82H162L163 83V85L165 84V83H168L167 82V80H170V78H169V75H170V73H169V75H168V70H165L164 68L166 67L167 68V66H165L164 67V65H163V62L161 63V58L159 57V55H158V53L156 52L155 53V51H153L152 49L150 50V47H149V45H150V40H148V41H145ZM157 40V39H156ZM170 40H172V39H170ZM186 40H188V38L186 39ZM186 40H184L183 39V47H184V45H185V43H186V45H187V43L189 42V45H188V47L185 45V47H184V49H186L185 51H187L186 53H188V54H190V56L191 57H193V56H195V58L193 57V60L195 61V59H197L196 61L198 62V58H200L201 60H200V62H198V64L196 63H193V64H195L194 66H196L197 65V67H200V64L201 65H205V67H207V65H208V67L210 66V65H214V66H211L210 68H207V70H208V72L209 73H211V71H209V70H213V69H215V68H218V70L216 69V70H214L215 72L217 71V72H222L221 74H223V73H225V77L227 78H225V79H222L221 78V82H222V80H223V82L222 83H220V81H219V83L222 85L223 83L225 84V82H226V85H223L222 87H220V88H218V89H214V91L213 90H211L213 93L214 92H218V90H220L221 92H218L217 93V97H219V98H223V97H227V98H229L230 96H232V94L234 93V92H232L233 90H234V87H233V89H231V87L232 86H230V84L233 82H236V81H238V82H245L246 84H247V86H248V88H251V86H253L255 83L256 84H259V85H262V86H259V85H254L253 87H255L256 86V89L259 91V97H262L261 99L264 101V46L262 45V50H261V52L263 53V55H262V57H259L258 55L259 54H256V53H258V52H255V53H252V56H254L253 54H255V56H256V58H257V56L259 57V58H261L260 59V61L259 60H257V62L259 61L260 63H259V66H257L256 68H252V66H254L255 67V65L253 64L252 66H251V69H250V67H248V66H250L252 63H253V61H252V63H250L249 61H248V59H245V60H247L248 62H249V64L247 65V62H246V65H245V68L247 67V69H245V68H243L244 66H242V69H244L246 72L248 71L249 72V74H246V75H244L245 74V72H244V70L242 71V69L240 68L241 66V64L242 65H244V61H243V63H242V61L240 60L241 58L244 60V58L243 57H247V58H249L248 56H251L250 54L249 55H244V54H242V56H239L240 55V53H239V57L237 56V58L236 59H234V57L236 56V52H238L239 50L237 49V45H234V46H230V47H232V48H229V49H225V48H228V46H224L223 44H217L218 46L219 45H222L221 47L222 48H220V46H219V48L221 49V54L220 53H218V55H215L218 51L220 52V50H219V48H216L218 51H216V50H214L215 48H213L212 46L211 47H209V48H207L208 46H209V44H211V43H207L206 41H204V42H206L205 44H208V46L207 45H205L204 44V42H201V40H199L200 42H201V44L203 43V45H201L200 44V42L198 43V41L197 42H193V40L191 41L190 40V38H189V40L188 41H186ZM222 40V41H223ZM230 40H232L230 43H229V41ZM56 41V40H55ZM55 41H53V42H51V44L52 43H54ZM83 41H85L84 43H83ZM90 41H91V44H90ZM135 41V40H134ZM154 41V40H153ZM159 41V40H158ZM157 41V42H158ZM169 41V40H168ZM175 41V40H174ZM178 41V40H177ZM184 41H186L185 43H184ZM26 42H27V39H26ZM71 42V41H70ZM147 44H146V43ZM180 42H182L181 40H180ZM192 42H193V44L195 45V46H193L192 45ZM144 43L146 44L145 46H144ZM172 43H174L173 41H172ZM55 44V43H54ZM57 44V43H56ZM66 44H68L69 45V47L66 45ZM134 44V45H135ZM149 44V45H148ZM153 44V43H152ZM171 44V43H170ZM179 44L180 43H178V45L177 46H179ZM191 44V45H190ZM199 44V45H198ZM231 44H233V43H231ZM58 45V44H57ZM74 45V46H73ZM133 45V46H134ZM157 45H159V44H157ZM171 45H173V44H171ZM204 46L203 48H201V46ZM211 45H214V44H211ZM216 45V44H215ZM216 45V47H218ZM52 46H53V51L55 50L54 49V45L52 44ZM59 46V45H58ZM122 46V45H121ZM146 46H147V48H146ZM156 45H154V47H155ZM168 46H170L169 44H168ZM189 46H191L190 47V49L192 50H190L189 49ZM198 46L200 47L199 49H198ZM207 46V47H206ZM74 47V48H73ZM123 47H125L124 45L122 46V48H120L119 49V51H118V53L121 51V50H123L124 48ZM149 47V48H148ZM157 47V46H156ZM159 47L161 48V46L159 45ZM164 47V46H163ZM175 47H176V45H175ZM175 47L174 48H172L171 50H174L175 49ZM187 47V48H186ZM196 47H197V49H196ZM215 47V46H214ZM223 47H225V48H223ZM55 48H57V47H55ZM76 48L79 50H76ZM92 48V47H91ZM126 48V47H125ZM137 48V50H135V49ZM160 48H158V50L160 49ZM166 48V47H165ZM165 48H164V50H165ZM170 48V47H169ZM169 48L168 49H166V50H169ZM254 48V47H253ZM59 49V48H58ZM65 49V48H64ZM131 49H134L133 50V52H132V50ZM154 49V48H153ZM157 49V48H156ZM163 49V48H162ZM177 49H179L178 47H177ZM197 51L198 50V52H196L195 50ZM203 49V50H202ZM222 49H224V50H226L225 52H224V50H222ZM60 50V49H59ZM58 50V52H60ZM163 50V51H164ZM189 50V51H188ZM194 50V51H193ZM213 50H214V53H215V51H216V53L214 54L213 53ZM259 50H260V48H259ZM67 51V50H66ZM92 51V52H91ZM124 51V54H126V52L128 51L127 49H124L123 50ZM160 51H162V50H160ZM177 50H175V51H172V52H170L171 54L174 52V54H175V52H176ZM184 51V50H183ZM191 51V52H190ZM250 51V50H249ZM254 51V50H253ZM69 52H70V50H69ZM73 52L70 54L71 55V57L74 55L75 56V54H73ZM135 52H137V53H135ZM180 52V51H179ZM182 52V51H181ZM194 52H196V54L194 53ZM224 52V53H223ZM64 53V52H63ZM62 53V54H63ZM121 53V52H120ZM123 53V52H122ZM131 53H128L129 55L131 54ZM168 51L166 52V54H167V56H166V59L167 58H169L168 57ZM184 53V52H183ZM199 53H201L200 54V56L198 55ZM250 53V52H249ZM58 55H59V53H57ZM159 54H161L162 55V52L160 53L159 52ZM163 54H165V52L163 53ZM170 54V55H171ZM174 54H173V58H175L174 57ZM178 54V53H177ZM182 54V53H181ZM238 54V53H237ZM123 56V54H120V56ZM132 55V54H131ZM157 55V59L155 58V56ZM160 55V56H161ZM178 55H180V54H178ZM198 55V56H197ZM202 55V56H201ZM204 55H207L206 57L208 58V60H210L211 59V61L208 63L207 62V58L204 56ZM233 55H234V57H233ZM73 56V57H74ZM77 56H76V58H77ZM121 56V57H122ZM136 56V55H135ZM146 56V55H145ZM164 56V55H163ZM189 56V55H188ZM204 56V57H203ZM209 56H210V58H209ZM251 56V57H252ZM60 57H62V56H60L59 55V57H58V59L60 58ZM73 57H72V60H73ZM150 57H151V59H150ZM152 57H153V59H152ZM165 57V56H164ZM171 57V58H172ZM204 59H203V58ZM64 58H65V56H64ZM75 58V57H74ZM75 58V59H76ZM86 58V59H85ZM155 58V59H154ZM177 58V57H176ZM184 58H186V56L184 57ZM190 58V57H189ZM230 58V59H229ZM255 58V57H254ZM203 59V60H202ZM228 59V60H227ZM237 59H239V60H237ZM253 59V58H252ZM60 60V59H59ZM155 60H159V62H157L156 63V61ZM165 60V59H164ZM168 60V59H167ZM178 60V59H177ZM183 60V59H182ZM189 60V59H188ZM190 60L192 61V59L190 58ZM205 60V61H204ZM230 60V61H229ZM249 60H250V58H249ZM254 60V59H253ZM77 61H76V63H77ZM170 61V60H169ZM172 61V60H171ZM184 61V60H183ZM186 61V60H185ZM204 61V62H203ZM213 61V62H212ZM227 61V62H226ZM75 62V61H74ZM81 62H80V64H81ZM85 62V63H84ZM167 62V61H166ZM172 62H174V61H172ZM177 61H175V63H176ZM202 62V63H201ZM205 62H206V64H205ZM228 62H230V63H228ZM254 62H256V60H254ZM256 62V63H257ZM156 65H155V64ZM160 63V64H159ZM212 63V64H211ZM213 63H215V64H213ZM79 64V65H80ZM162 64V65H161ZM172 64V63H171ZM185 64V63H184ZM189 64H190V61H189ZM218 64H219V66H218ZM76 65V64H75ZM74 65V67L77 69V71H78V68L76 67V66H78V64L75 66ZM153 65V66H152ZM166 65V64H165ZM173 65V64H172ZM176 65H177V63H176ZM199 65V66H198ZM257 65H258V63H257ZM156 66V67H155ZM169 66V65H168ZM180 66V65H179ZM184 66H186V65H184ZM191 66V65H190ZM190 66H189V68H190ZM194 66H192V67H194ZM203 66H201V67H203ZM82 67V68H81ZM197 67L195 68V69H197ZM200 67V68H201ZM213 67H215V68H213ZM92 68V69H91ZM169 68H171L170 66H169ZM189 68H186V69H188L189 70ZM199 68V69H200ZM204 68V67H203ZM202 68V69H203ZM258 68H260L261 70L259 71V69ZM158 69H156V70H158ZM174 69H177V68H175L174 67ZM182 69V68H181ZM248 69H250V71L248 70ZM191 70V69H190ZM226 70H228V71H226ZM240 70H241V72H243L244 74H241V72H240ZM167 71V72H166ZM170 71H171V69H170ZM181 71V70H180ZM202 71H205L206 72V76L208 75L207 73V71L205 70V69H203ZM0 72H1V74H3V78H6V80H8V81H10V74L8 73V71L7 70H5V68H4V66H3V63H1V61H0ZM79 72V71H78ZM109 74H108V73ZM105 74H107V76H109V77H107V78H111V79H114V82H115V84H116V86L118 87V90H117V92L119 93L120 91H122L123 92V88L124 87H122V84H121V80L120 79H122V78H119V76L121 77V73L118 71V72H116V73H118V77L115 75V74H113L115 71H113V73L111 72V70L110 71H107ZM172 72V71H171ZM176 71H174L173 73H175ZM187 72V71H186ZM193 72V71H192ZM247 72V73H248ZM93 73H94V71H93ZM111 73V74H110ZM178 73V70H177V72H176V76L178 75L177 74ZM196 73V72H195ZM200 73H201V70H200ZM212 73H213V71H212ZM91 74V75H90ZM120 74V75H119ZM192 74V73H191ZM203 74V73H202ZM228 74V75H227ZM112 75V76H111ZM189 75H190V73H189ZM204 75V74H203ZM2 75H0V77H1ZM85 76H86V78H85ZM151 76H152V74H151ZM165 76V77H164ZM172 76H175V75H172ZM172 76H170L171 78H172ZM196 76V75H195ZM194 76V77H195ZM200 76H201V74H200ZM89 77H91V79H89ZM106 77V76H105ZM105 77H104V79H105ZM160 77V78H161ZM182 77V76H181ZM184 77H185V75H184ZM190 76H188V78H189ZM209 77V76H208ZM2 78V77H1ZM151 78H154L153 76L151 77ZM177 78H178V76H177ZM192 78V77H191ZM197 78V77H196ZM211 78V77H210ZM224 78V77H223ZM110 79V80H111ZM181 79V78H180ZM184 79H186V78H184ZM201 79H203V77L201 78ZM1 80V79H0ZM87 80V81H86ZM90 80H91V82H90ZM178 80H179V78H178ZM187 80V79H186ZM189 80V79H188ZM198 80V79H197ZM206 80L208 81V79H207V77H206ZM210 80V79H209ZM105 81V84L107 83V81L108 80H104ZM113 81V80H112ZM112 81H110V82H112ZM166 81V82H165ZM114 82H112V83H114ZM159 82H161V81H159ZM174 82V81H173ZM186 83H187V81H185ZM211 82L212 81H210V84H211ZM257 82H259V83H257ZM91 83L93 84V85H91ZM158 83V82H157ZM157 83L155 84L154 83V88L156 89L157 88V90H159V92L156 94V90L154 89V92H155V96H158L157 98H155V101L158 103V105L154 102L153 104L156 106H158V107H160V111H158V112H160L161 113V115L159 116V114H157L158 112H156V115H158V117H160L159 119H158V117H156L158 120H157V122H159V126L160 127H158V128H161L162 126V124H163V122H164V117H163V115H165L164 114V112L166 111V109L168 110L169 109V106L167 105V101H168V96H167V98H166V94L164 93V90L161 88L163 85L162 84H159L158 83V85H157ZM171 83V81H169V84ZM177 83H178V81H177ZM176 83V84H177ZM197 83V82H196ZM198 83H200L199 81H198ZM232 83V84H233ZM262 83V84H261ZM173 85H174V83H172ZM231 84V85H232ZM107 85V84H106ZM160 85V86H159ZM171 85V84H170ZM181 86L182 85H184L183 83H181L180 84ZM207 85H209V84H207ZM168 86V85H167ZM172 86V85H171ZM212 86V85H211ZM215 86V85H214ZM225 86V87H224ZM230 86V87H229ZM246 86V87H247ZM161 88L162 90H160L159 88ZM166 87V86H165ZM168 87H170V86H168ZM173 87V86H172ZM191 87V86H190ZM193 87V86H192ZM207 87H210V86H207ZM246 87H244V89L246 88ZM260 89H258V88ZM179 88V87H178ZM178 88H177V90H178ZM182 88V87H181ZM184 88V87H183ZM210 88H212L213 89V87H210ZM210 88H208V89H210ZM247 88V89H248ZM1 89V88H0ZM84 89H85V91H84ZM106 88H103V92H107L106 90H105ZM167 89V88H166ZM175 89V88H174ZM180 89V88H179ZM237 89V88H236ZM239 89L240 88H238V90H236V91H239ZM243 89V88H242ZM243 89V90H244ZM253 89H255V88H251V90H253ZM105 90V91H104ZM176 90V91H177ZM183 90V89H182ZM195 90H196V88H195ZM250 89H249V91L247 90L246 91V95H247V92H250V95L251 94H253V97H254V93H253V91H251ZM2 91V90H1ZM0 91V92H1ZM166 91V90H165ZM172 91V90H171ZM170 91V92H171ZM175 91V90H174ZM210 91V90H209ZM210 91V92H211ZM241 91V90H240ZM239 91V92H240ZM245 91V90H244ZM258 91L256 92V90H255V94H257L258 93ZM63 92H64V90H63ZM84 92H86V96H85V94H83ZM161 92V93H160ZM178 92V91H177ZM67 93H69V91L67 92ZM67 93H62V94H64L63 96H65V94L67 95ZM104 93V96L107 94V96L106 97H108V96H110V94H108V92L105 94ZM163 93V95L162 96H160L159 97V94L161 95ZM178 93H180V92H178ZM178 93H176V94H178ZM202 93H203V91H202ZM209 93V92H208ZM236 93V92H235ZM242 93H243V91H242ZM81 94H83V95H81ZM121 94V93H120ZM119 94V95H120ZM182 94V93H181ZM204 94V93H203ZM209 94H211V93H209ZM218 94H220L219 96H218ZM244 94V93H243ZM243 94H241L242 96H243V98L245 97V95H243ZM165 95V96H164ZM169 95V94H168ZM184 95V94H183ZM213 96H215L216 95V93H214V94H212ZM239 95V94H238ZM250 95H247V96H249L250 97ZM258 95V94H257ZM1 96H2V100H3V103H5L6 105H7V113H8V111L11 113V112H13V111H15L16 113H15V115H14V117L12 118V121L9 123V126L11 127V129H10V133H9V135H10V142H8V143H6V145H5V148H6V150H7V152L9 151L10 153H12V152H14L15 154L17 153V154H19L24 160L23 161H25V164H27V166L29 165V167H31L32 169H34V170H37V165L41 162L42 164H44V165H46V162L48 161L46 158H47V155H46V150L44 149L43 150V148H40V146L41 145H37L35 148V150L33 149H31V146H30V144L31 143H36L37 144V142H36V140L33 138V139H31L32 137L31 136H33L34 135V126L32 127L31 126V124H29V122L26 120V117L24 116V114H23V111H22V108H21V106H20V104H19V93H18V91H17V89L16 88H14V87H12V85H11V87H10V89H7V90H5L4 92H2V94H1ZM68 96V95H67ZM84 98H83V97ZM172 96H173V94H172ZM179 96V95H178ZM252 96V95H251ZM256 96V95H255ZM69 97V96H68ZM85 97H86V99H85ZM162 97V98H161ZM166 98V100H165V98ZM206 97V96H205ZM233 97V96H232ZM235 97V96H234ZM237 97V99H239L238 98V96H236ZM259 97H257V99L259 98ZM158 98L160 99V101L158 100ZM163 98H164V102H165V104L164 103H162L163 101ZM170 98H173V97H170ZM210 98V97H209ZM215 99H216V97H214ZM84 99V100H83ZM207 99V98H206ZM210 99H212V98H210ZM215 99L213 100V101H215ZM236 99V98H235ZM134 100H137V98L135 97V99ZM171 100H173V99H171ZM85 101V102H84ZM159 101V102H158ZM209 102H210V100H208ZM133 102H135V101H133ZM169 102V101H168ZM159 103H162L163 105H167L166 107L164 106V109L163 108H161V107H163V105L161 104L160 106H159ZM171 103V102H170ZM200 103V102H199ZM214 103V102H213ZM135 104V106H136V103H134ZM210 104H211V102H210ZM6 105H4V106H6ZM138 105V104H137ZM3 106V107H4ZM171 106V105H170ZM173 106V105H172ZM91 107V108H92ZM140 107V106H139ZM85 109H86V107H84ZM91 108L90 109H88L87 111H92L91 110ZM136 108H138V107H136ZM152 108H153V110L155 109V107L154 106H152ZM152 108L150 109V110H152ZM171 108V107H170ZM173 108V107H172ZM207 108V107H206ZM209 108H211V107H209ZM70 109L72 110V112L70 111ZM139 109V108H138ZM141 110H143L144 111V109H142V108H140ZM159 108H157L156 110H158ZM164 110V112H163V115H162V111ZM178 109V108H177ZM149 109L147 110L148 111V113H149V111H150ZM155 110V111H156ZM171 110V109H170ZM180 110V109H179ZM209 109H207V111H208ZM89 111V112H90ZM106 111V110H105ZM105 111L104 110H102V112L101 113H103V114H101L102 116L103 115H105L104 113H105ZM155 111H153V113L155 112ZM175 111V110H174ZM178 111V110H177ZM176 111V112H177ZM195 111V110H194ZM205 111V110H204ZM74 112V113H73ZM139 112H140V110H139ZM142 112V111H141ZM183 112V111H182ZM211 112V111H210ZM107 113V112H106ZM144 114H146L145 112H143ZM206 113V112H205ZM90 114V113H89ZM92 114V113H91ZM155 114V113H154ZM177 114H179L178 112H177ZM181 115H182V113H180ZM207 114V113H206ZM210 114V113H209ZM73 115V116H72ZM147 115V114H146ZM146 115H145V117H146ZM212 115H213V113H212ZM72 116V117H71ZM87 116H90V115H86V118H87ZM138 116H140V118H141V115H140V113L137 115V117ZM143 116V115H142ZM208 116V115H207ZM70 117H71V119H70ZM74 117V120L75 121H73L72 120V118ZM129 117V116H128ZM151 117V116H150ZM149 117V118H150ZM154 117V116H153ZM161 117H162V120H163V122L161 121ZM176 117V114H175V116L173 115V117L172 118H175ZM177 117H178V115H177ZM175 118V119H177L176 121H175V119H174V127H175V133H177L178 131H179V129L178 128H176V123H180V120H179V117L178 118ZM189 117V116H188ZM5 118H6V109H2V107L0 108V121H5ZM124 118V117H123ZM142 118H144V116L142 117ZM147 118H148V115H147ZM145 119V120H147L149 123L151 122V128H153V124H152V117H151V121L149 120V119ZM166 116H165V120H166ZM172 118H171V120H169V118H168V120H169V123H171V121H172ZM181 118H182V116H181ZM210 118V117H209ZM101 119H102V117H101ZM127 119V118H126ZM126 119H121V120H118L119 122L121 121V126H120V129H123L124 127L126 128V126H123L122 127V123L123 124H125L124 122H122L123 120H126ZM129 119V118H128ZM127 119V120H128ZM130 120V119H129ZM137 121L139 120V117L136 119ZM135 120V124L137 125V126H139V127H137L134 123H133V126H136L138 129H137V131L140 133V135L141 134H143V136H144V131L143 132H140L141 131V129H143V128H145V126H142L139 122H141V119L138 121V123H139V125H138V123H136L137 121ZM144 119H142V122H144V123H142L143 125H145V121H143ZM162 122H160V121ZM179 120V121H178ZM190 120V119H189ZM193 120V119H192ZM182 121V120H181ZM168 122V121H167ZM186 122H187V120H186ZM209 122V121H208ZM128 123V125L129 124H131L132 122L130 121V122H127ZM155 123H156V120H155ZM173 123V122H172ZM188 123V122H187ZM186 123V124H187ZM71 124L72 125H74V127H72L71 126ZM77 124V125H76ZM167 124V123H166ZM165 123L163 124V126L164 125H166ZM182 124V123H181ZM78 125H80V126H78ZM117 125V127H119ZM125 125H127V124H125ZM128 125H127V127H128ZM149 125V124H148ZM156 125V124H155ZM154 125V126H155ZM169 125V124H168ZM178 125V124H177ZM180 125V124H179ZM179 125L177 126V127H179ZM189 125V124H188ZM207 125V124H206ZM131 127H133L132 126V124L130 125ZM143 128H142V127ZM182 126V125H181ZM181 126L179 127V128H181ZM209 126H210V124H209ZM122 127V128H121ZM170 126H168V128H169ZM183 127H185V125H183ZM183 127H182V129H183ZM139 128H141V129H139ZM146 128H147V126H146ZM149 128H150V126H149ZM154 128H156V126L154 127ZM157 128V129H158ZM173 128V125L171 126V129ZM189 128V127H188ZM187 128V129H188ZM212 128V127H211ZM132 130H133V128H131ZM130 129V130H131ZM136 129V128H135ZM163 128H161V129H158V130H162ZM166 129H167V126H166ZM170 128H169V130L167 129V132L169 133V132H174V128L171 130ZM176 129H178V131L176 130ZM75 130V134L74 133H72L73 131ZM126 131L128 130V128H126L125 129ZM130 130H129V133H130ZM145 130V129H144ZM164 130V129H163ZM171 130V131H170ZM213 130V129H212ZM211 130V131H212ZM137 131H134V134H133V136L135 135H137L136 134V132ZM160 131H158V133L160 132ZM177 131V132H176ZM210 131V132H211ZM162 132V131H161ZM161 132H160V134H161ZM213 132H215V131H213ZM77 133V134H76ZM131 133H132V131H131ZM127 134V132L125 133V135ZM159 134V135H160ZM163 134H164V132H163ZM163 134H161V135H163ZM75 135H76V137H77V140H76V137H75ZM83 135V134H82ZM128 135V134H127ZM131 135V134H130ZM139 135V134H138ZM138 135L136 136V137H132V140H136L135 142L137 143V140L139 139V145H141V143H142V140H143V142H144V140H145V138H146V134H145V137H143V136H141L142 137V139H140V135H139V137H138ZM155 135H157V133H155ZM155 135H154V137H155ZM157 136V137H160V136ZM122 136H124L123 134H122ZM121 136V137H122ZM33 137H35V136H33ZM81 137V136H80ZM83 137V136H82ZM138 137V138H137ZM156 137V138H157ZM162 137V136H161ZM36 138V137H35ZM124 139V141H125V136L123 137ZM126 142L128 143V144H130V142H128L129 140V135H128V137L126 136ZM135 138V139H134ZM144 138V139H143ZM155 138V139H156ZM178 138V137H177ZM194 138V137H193ZM159 140H160V138H158ZM191 140H192V138H190ZM195 139V138H194ZM199 139V138H198ZM31 140H35V142H31ZM122 140V139H121ZM122 140V141H123ZM131 140V139H130ZM141 140V141H140ZM180 140V139H179ZM189 140V139H188ZM75 141H77L76 142V147H75V145H73L74 143H75ZM123 141V142H124ZM187 141V140H186ZM194 141V140H193ZM198 141V140H197ZM212 141V140H211ZM126 142H124V144L126 143ZM133 142L134 141H132V144H133ZM158 142V141H157ZM176 142V144H177V142H179V141H175ZM181 142H183V141H181ZM188 142V141H187ZM187 142H185L184 141V143H187ZM205 142V141H204ZM208 142V141H207ZM183 143V144H184ZM190 143V142H189ZM188 143V144H189ZM191 143H193V142H191ZM191 143L189 144V145H191ZM209 143H210V141H209ZM208 143V144H209ZM35 144V145H36ZM131 144V145H132ZM135 144V143H134ZM202 144V143H201ZM74 146L73 148H71V149H69V147H72V146ZM137 145V144H136ZM138 145V146H139ZM181 145V144H180ZM194 145V144H193ZM196 145H198V143L196 144ZM39 146V147H38ZM178 146V144L176 145V147ZM184 146H186L185 144H184ZM65 147H66V145H65ZM127 147V146H126ZM133 146H131V148H132ZM135 147V146H134ZM133 147V148H134ZM179 147V146H178ZM178 147L176 148V149H173V152L174 153H171L170 155H172V154H174V156L176 157V156H178V153L180 154V147H179V150H177L178 149ZM182 147H183V145H182ZM187 148H186V150H185V147H184V152H182L181 151V154H184V155H189V153L191 154V151H190V148H191V146H189V150H188V146H186ZM194 146H192V148H193ZM196 147V146H195ZM194 147V149H196ZM130 148V151H132V149ZM136 148V147H135ZM134 148V149H135ZM123 149V148H122ZM125 149V148H124ZM133 149V150H134ZM140 149V148H139ZM138 148H137V150H139ZM183 149V148H182ZM181 149V150H182ZM194 149H192L193 151H194ZM199 149V148H198ZM136 150V151H137ZM157 154H155L156 152V150L154 149V151L152 152V153H144V155H146L147 154V158H146V161L147 160H149L148 158H150L151 159V157H148V155H153L154 157H152V161L151 160H149L148 161V164L150 163V165H152V166H148L147 165V163L145 162V161H143L142 159H144V155H142V152H140L141 153V155H142V157H140V158H138V159H136V160H140L139 162H141L142 164H143V167H145L144 165L146 164V166H148L147 167V169H145V170H147V174H146V172H144V169L143 170H139V171H137V173H136V171L135 172H132V171H129L128 169V171L129 172H132V174L134 173V176H135V178H137V175L136 174H138L140 177H139V179L138 180H141V178H142V180L140 181V183L139 184H141V185H143L142 183H148V180L146 181V178L148 179L149 178V181H150V179L151 180H153V182L152 181H150V184L152 185V183H155L156 182V184H154V186L155 185H157V186H161V185H163V187H159V188H161V190H164V192L165 193H172L173 195H172V197H170L171 199L173 198V203L174 204H176V207L178 206L177 204L178 203H181V202H185L186 203V201H188L189 199H190V197H192V196H195V195H190V193H189V197H188V199H187V195H186V193H185V189H184V186L182 185V186H180L179 184L177 185V186H175V185H173V184H167V186L165 185V183H167V182H165V183H163L164 181H162V179H161V177H163L164 175H163V173H167L168 172V167L170 168L171 167V170L172 171H174L176 168L175 167H173V168H175V169H172V164H171V159H174V156H170V155H168V157L170 156L171 157V159L170 158H168L167 156H165L164 157V159L165 158H167L168 159V161L170 162V164H171V166H170V164L168 163L167 164V159L166 160H164L162 163H166V166L164 167L163 166V164L161 163V162H159V159H160V157L159 156H162L163 157V152H162V150L159 152V148L157 147ZM175 150V151H174ZM67 151V150H66ZM129 151V153H131ZM135 151V152H136ZM179 151V152H178ZM192 151V152H193ZM75 152H76V150H75ZM112 152V151H111ZM128 152V151H127ZM133 153H134V151H132ZM145 152V151H144ZM64 153H65V150H64ZM71 154L73 153L72 151L70 152ZM132 153V154H133ZM139 153V154H140ZM188 153V154H187ZM77 154V153H76ZM75 154V155H76ZM104 154V153H103ZM102 154V155H103ZM131 154V155H132ZM135 154H137V153H135ZM160 154H162V155H160ZM166 154V153H165ZM164 154V155H165ZM168 154V153H167ZM166 154V155H167ZM180 154V155H181ZM192 154H194V153H192ZM192 154H191V156H192ZM65 154H64V156H66ZM134 155V154H133ZM159 155V156H158ZM179 155V156H180ZM61 156H62V153H61ZM70 156V155H69ZM100 156V155H99ZM139 156V155H138ZM137 155H136V157H138ZM156 156H158L159 157V159H157V158H155ZM179 156H178V158H179ZM182 156V155H181ZM190 156V157H191ZM63 157V156H62ZM74 157V156H73ZM73 157H72V159H73ZM76 157V156H75ZM103 157H104V155H103ZM186 157V156H185ZM127 158V157H126ZM129 158V157H128ZM177 158V157H176ZM178 158L176 159V160H178ZM98 159H99V157H98ZM133 159V156L131 157V160ZM135 159V158H134ZM157 159V160H156ZM190 159L191 158H188L187 157V159L186 160H188L189 162H193V161H190ZM199 159V158H198ZM74 160V159H73ZM76 160H78V158L76 159ZM75 160V161H76ZM160 160H163V158H161ZM176 160H173L174 162H172L173 164H174V166L176 165V163L177 162H175ZM179 160H180V158H179ZM203 160V161H202ZM202 162L200 161V159H199V161L201 162V164H202V166L204 165V164H206L207 165V163L206 162H204V159L202 158ZM205 160H207L206 159V157H205ZM79 161V160H78ZM156 161V162H155ZM197 161V160H196ZM143 162H145V163H143ZM151 162H153V163H151ZM159 162V163H158ZM189 162H187L186 164L188 165L189 164ZM77 163L78 162H76V165L74 166L75 167V169L73 168H71V171H73V172H75L76 173V175H77V171H76V167H78L79 169H80V166H78L77 165ZM154 163H156V165L154 164ZM164 163V164H165ZM178 163H179V161H178ZM178 163H177V165H178ZM184 163V165H185V162H183ZM195 163V162H194ZM73 164H74V162H73ZM158 164L159 165H162L161 166V168H159V169H162L163 170V172H162V170H161V172H160V170L159 171H157L156 169L158 168ZM182 164V161H181V163L179 164V165H181ZM139 165H141L140 163H139ZM154 165L156 166L155 167V170L153 169V168H150V167H154ZM167 165H168V167H167ZM190 165V164H189ZM192 165H194L193 163H192ZM192 165H190L191 167H192ZM71 167H73L72 165H71ZM142 167V168H143ZM185 167V166H184ZM183 167V168H184ZM207 167V166H206ZM81 168H83V167H81ZM139 168L141 169V166H139ZM146 168V167H145ZM166 168V169H165ZM187 168H188V166H187ZM203 168H205V167H203ZM202 168V169H203ZM150 169H152V170H154L155 172H160V179H161V181L162 182H160V180H159V177L158 176H156V174H154L153 172V174L151 173V171H150ZM179 169V168H178ZM182 169V168H181ZM190 169V168H189ZM208 169V168H207ZM80 170H82V169H80ZM79 170V171H80ZM136 170H138L137 168H136ZM166 170V171H165ZM171 170L168 172V174L171 172ZM183 170V172H184V170H186V171H188V169H186V167H185V169H182ZM209 170V169H208ZM140 171H142V172H140ZM148 171H150V173L151 174H149L148 173ZM181 171V170H180ZM203 171H205V170H203ZM210 171H211V168H210ZM70 172V171H69ZM73 172H71V173H73ZM138 172H140V173H138ZM144 172V173H143ZM177 172H179V171H177ZM70 173V174H71ZM79 173H81V174H79L80 176H82V174H83V172L81 171V172H79ZM143 173V174H142ZM185 173V172H184ZM199 173V172H198ZM144 174H146L145 175V180H144ZM167 174V175H168ZM207 174V173H206ZM206 174H204L205 176H206ZM72 175H74V173L72 174ZM75 175V176H76ZM79 175L78 176H76V178H77V181H78V179H82L83 177H85V176H83V177H79ZM84 175V174H83ZM100 175H102V174H100ZM149 177H148V176ZM154 175L157 177H154ZM161 175H163V176H161ZM166 174H165V176H167ZM198 175H200V174H198ZM204 175H203V173L200 175V176H202V177H204ZM47 176V175H46ZM147 176V177H146ZM153 176V177H152ZM169 176V175H168ZM167 176V177H168ZM199 176V177H200ZM104 177L105 176H102V177H100V179H99V181L101 182V183H104ZM151 177V178H150ZM178 177V176H177ZM184 177V176H183ZM202 177H200V178H202ZM206 177H208V176H206ZM205 177V178H206ZM72 178V177H71ZM71 178H70V176H69V178H68V181H69V183H71ZM99 178V177H98ZM132 178H133V176L130 174L129 175V177H128V182H127V184H125V185H120V192L117 194V198H116V200L113 202V200H114V198H113V196L111 195V194H108L107 196L109 197L110 195L112 196V197H110L111 199H113L112 200V202L113 203H111V202H109V201H111V199L110 198H108V202L109 203H111V204H113V205H110V204H106V205H109V206H111L112 208L113 207H115V208H117V206H118V204H120L121 206H120V208H118V209H116V210H119V209H121V211L124 209L125 211H126V208L127 209H129L130 211V216L132 217V223L135 225V228L134 229H137L136 230V234L138 235V237L136 236V238H134L135 236H133L132 238H129V237H131V236H126L128 239H126V245H123V244H120L117 240H115L114 238V236L112 235V233H110L111 231H109L110 229H109V226H108V218H104V217H102L101 215H100V213H98L99 211L98 210H96L95 208L98 206V203H99V201H98V203L96 204V205H93V197H94V195L96 196V194L100 191V190H98V189H102V188H100V186L98 185V191L96 190V189H94V187L90 184V183H87V181L86 180H83V181H76L75 180V183H77L76 185H73L72 184V186H71V189L73 188V190L72 191H74V194H73V200L71 201V202H73L74 201V207H76V209H75V211L77 210V212L76 213H78V218L79 217H83L82 218V220H84V219H87L86 221H85V223H84V221L82 222V220H81V218H79V221H78V225H79V227L81 228L80 230H83L82 231V233L84 234V236H85V239L84 240H86L87 241V243H90L91 245L92 244H94L93 246L97 249V248H102L101 250H107L108 249V246H107V244L109 243V241H111L112 242V247H113V249L115 250V264H149V263H153V261H154V263L157 261V258H159L160 257V255H162L163 256V254H161L160 252H158V256L159 257H157V253H156V250L153 252V261L151 262V259H150V261H145V258L148 256V253H150L151 252V249L150 248H148L147 249V247H149V245L152 243V244H154V236H155V233L157 232V231H160V230H162V226H161V217H162V220H163V218H165V220H166V218H167V216H161L160 214V210H159V212H158V214L159 215H157L156 214V217H158L157 218V220H155V221H153V222H151L149 219H148V217H147V219L149 220V222L150 223H152V224H149L148 225V221H147V223H146V226H145V228H142V229H140L139 227H138V225H137V222H136V212L137 211H139L140 209H142L141 207H144L145 208V206H147V204H148V207H147V211H145L146 213L148 212V216L150 215V212H152V209H151V206H149V203H147L146 202V205H145V201H144V199H143V197H145V199H146V201H149L150 199H147L146 197L147 196H149L148 198H152V196L153 197H155V199L157 198V197H160V194L161 193H163L158 187H154V186H152L153 188L152 189H150L151 188V186H150V188H149V186L148 185H150L149 183H148V189H146V186H145V188L143 189V187H144V185L143 186H141L140 185V187H141V189L138 187V184H137V186L135 185V180L137 181V179H134L133 181H132ZM152 178H154V179H152ZM165 179H166V177H164ZM190 178V177H189ZM199 178V179H200ZM71 181H70V180ZM73 180H74V178H73ZM158 182H157V181ZM143 181V182H142ZM155 181V182H154ZM177 181V180H176ZM179 181H180V183L182 184V182H181V178H179ZM179 181H177V182H179ZM198 181V180H197ZM73 182V181H72ZM85 182H86V184H85ZM152 182V183H151ZM106 183V182H105ZM131 183H133L134 184V186L132 187V185H131ZM137 183V182H136ZM161 183V184H160ZM175 183V182H174ZM194 183V182H193ZM201 182H199V184H200ZM44 184V183H43ZM45 185V184H44ZM102 185V184H101ZM105 185V184H104ZM173 185V186H172ZM201 185H203V184H201ZM210 185V184H209ZM179 186H180V188H179ZM211 186V185H210ZM44 187V186H43ZM93 187V188H92ZM95 187H97L96 185H95ZM103 187V186H102ZM105 187H107V186H104V188ZM201 187V186H200ZM199 187V188H200ZM204 187V186H203ZM156 188H158V189H156ZM163 188V189H162ZM182 188V189H181ZM186 188V187H185ZM188 188V187H187ZM204 188H208V187H204ZM156 189V191H154ZM184 189V190H183ZM216 188H214V191L216 192V190H215ZM93 190H95V192L93 191ZM105 191H107L106 193H105V196H106V194L107 193H109V189H108V187H107V189H104ZM104 190H103V196H104ZM180 192H179V191ZM196 190V189H195ZM205 190V189H204ZM211 190V188L209 189V191ZM213 190V189H212ZM76 191V192H75ZM97 191V192H96ZM143 191H144V194H145V196H143L144 194H143ZM146 191V192H145ZM151 191H153V192H151ZM197 191H198V188H197ZM197 191L195 192V193H197ZM151 192V193H150ZM158 192H160V194H158ZM200 192V189H199V191H198V195L200 194L199 193ZM211 192H213V191H211ZM89 193V194H88ZM149 195H148V194ZM153 193H154V195H153ZM192 193V192H191ZM91 194H93L92 196H91ZM99 194H101V192H99ZM157 194V195H156ZM183 194V195H182ZM193 194V193H192ZM203 194V193H202ZM89 195H90V197H92V198H90L89 197ZM152 195V196H151ZM157 197H156V196ZM159 195V196H158ZM165 195V194H164ZM186 195V196H185ZM198 195H196V197L198 196ZM204 196H206L205 195V192H204V194H203ZM97 196L99 197V195L97 194ZM96 196V197H97ZM182 196V197H181ZM116 197V196H115ZM165 197V196H164ZM169 197V196H168ZM195 197V198H196ZM88 198V199H87ZM100 198L102 199V201H104V198L103 197H101L100 196ZM99 198V199H100ZM160 198H162V197H160ZM167 198V197H166ZM166 198H165V200H166ZM195 198H193L194 200H195ZM203 198L204 197H202V195L200 194V196H198V200L196 199V201H194V200H192V201H194V203L193 204H198L199 205V203H201L202 204V202H203ZM110 199V200H109ZM159 199V198H158ZM171 199H170V201H171ZM209 199V198H208ZM215 199V198H214ZM96 200V199H95ZM204 200H207L206 199V197H205V199ZM211 200V199H210ZM97 201V200H96ZM163 201H164V199H163ZM167 201V200H166ZM165 201V202H166ZM171 201V202H172ZM199 201V202H198ZM95 202V201H94ZM156 202V201H155ZM159 202V201H158ZM157 202V203H158ZM160 202H162V200L160 201ZM168 202V201H167ZM190 202V201H189ZM188 202V203H189ZM117 203V204H116ZM152 203V202H151ZM188 203H186V204H188ZM191 203V202H190ZM207 203V202H206ZM212 203V202H211ZM100 204H102V203H100ZM153 204V203H152ZM152 204H150V205H152ZM205 204V203H204ZM2 205V204H1ZM143 205H145V206H143ZM214 205H216V204H214ZM4 206V205H3ZM163 206V205H162ZM173 206V205H172ZM175 206V205H174ZM182 207H183V205H181ZM181 206H180V208L177 210V211H180V212H182L181 211ZM194 206V205H193ZM202 206V205H201ZM220 206V205H219ZM6 207V206H5ZM92 207H95V208H93L94 210L93 211H95L98 215H97V220H94L95 222H93V220L92 219H89L90 217H94V216H92V214L94 213H92L91 212V210L92 209H90V208H92ZM99 207V206H98ZM110 207V208H111ZM119 207V206H118ZM121 207H123V208H121ZM189 207H191V206H189ZM196 207V206H195ZM194 207V208H195ZM209 207V206H208ZM210 207H212V206H210ZM216 206H213V208H215ZM3 207H1V209H2ZM112 208H111V211H112ZM114 208V209H115ZM163 208V207H162ZM178 208V207H177ZM185 208V207H184ZM212 208V209H213ZM217 208V207H216ZM0 209V224H1V222H5V221H7L8 219L10 220V211L8 212L6 209L4 210H1ZM90 209V210H89ZM97 209H99V208H97ZM167 209V208H166ZM190 209H193V208H190ZM189 209V210H190ZM211 209V210H212ZM219 209H220V207H219ZM224 209V208H223ZM231 209V208H230ZM224 209L225 211L223 212V210L221 209L220 211L221 212H223L222 213V216H221V214L219 215H217L218 216V218L216 217V216H212V214H210V216L208 215V217H206V218H203V217H201L202 215H195V214H193L194 213V211H195V209H194V211H193V213L191 212V211H189V210H187L186 211V208H185V212H183V214H182V216H178L179 215V213L176 211V209H173V211L172 212H170V215H169V218H174L173 220H175V218L176 217H178V219L177 220H179V217H180V219H183V220H185L186 222H187V230L185 231V235L182 237V240H181V242L180 243H175V242H172V246H171V251L173 250V251H175L176 253V255H177V257L178 258H176V260H175V262L174 263H172L171 261H169V262H171L172 264H231L232 263V256H234L233 254H234V250H238L239 249V251H250L251 253L254 251V250H256L257 251V249H259L260 247H262V246H264V227H262V226H260L258 223L256 224V223H253V222H250L246 217H244V216H242L241 215V213L239 214L238 212H236V211H234V209ZM116 210L114 211V212H116ZM143 210H146V209H143ZM207 210V209H206ZM217 210V212H219V210L218 209H215V211ZM74 211V212H75ZM128 211V210H127ZM154 211V210H153ZM113 212V211H112ZM154 212H156V211H154ZM164 212V211H163ZM200 212H201V209H200ZM200 212H199V214H200ZM216 212V213H217ZM196 214H197V211L195 212ZM88 214H91V215H89L90 217H87L88 216ZM115 214V213H114ZM87 215V216H86ZM147 215V214H146ZM168 215V214H167ZM181 215V214H180ZM205 215V214H204ZM84 216H86L85 218H84ZM220 216V217H219ZM12 217V216H11ZM131 217H130V219H131ZM95 218V217H94ZM104 218V219H103ZM153 218V217H152ZM155 218V217H154ZM101 219L103 220V222H101ZM156 219V218H155ZM168 219V218H167ZM170 220V219H169ZM176 221V220H175ZM174 221V222H175ZM82 224L83 223V227H82V225H80V223ZM90 222H92V224L94 225V223H96L97 225H98V223L99 222H101L102 224H100L101 225V227H100V225H94L95 226V228L92 226V224H91V226L89 227V224H90ZM106 222H107V224H106ZM165 222H168V220L167 221H165ZM170 222V221H169ZM86 223H87V225H86ZM86 225V227H85V225ZM120 225V222H116L115 223V226H116V228H118V227H120L119 226ZM97 226V227H96ZM74 227V226H73ZM79 227H77V228H73V232H74V229H78ZM62 228V227H61ZM83 228H85V229H83ZM63 229V228H62ZM62 229H61V231H62ZM71 229V228H70ZM145 229H147V233L145 234ZM79 230V229H78ZM86 232H85V231ZM63 231H64V229H63ZM66 231V230H65ZM64 231V232H65ZM70 232H71V230H69ZM76 231V230H75ZM78 232H80V231H78ZM61 233V232H60ZM75 233V232H74ZM63 234V233H62ZM70 234H72V232L70 233ZM143 234L144 235H146V237L145 236H143ZM64 235H67V234H65L64 233ZM74 235V234H73ZM61 236V235H60ZM81 236V235H80ZM83 236V235H82ZM83 236V237H84ZM69 234H68V236L66 237H64V236H61V241H62V243H64V244H62L63 245V247L65 246V247H70V244L72 243V242H70V243H67L66 241H69ZM71 238H72V236H70ZM77 237V236H76ZM87 238V239H86ZM148 238H150V240L148 241ZM78 239V238H77ZM82 239V240H83ZM130 239H132V240H130ZM74 240V239H73ZM79 240H81V239H79ZM81 240V241H82ZM59 241V240H58ZM61 241H59V242H61ZM75 241L77 242V240L75 239ZM150 243H148V242ZM53 242H55V241H53ZM59 242H58V244H59ZM65 242H66V244H65ZM80 242V241H79ZM83 243L85 242V241H82ZM147 242V243H146ZM58 244H56L55 246L57 247H55V249H57L55 252L56 253H54V255L52 254V252H51V257H53V256H56V257H54V259L55 258H57V254H58V251L59 252H61V248H62V246H59V247H61V248H59L58 247ZM61 244V243H60ZM59 244V245H60ZM69 244V245H68ZM76 244V243H75ZM52 245H53V243H52ZM67 245V246H66ZM72 245V244H71ZM78 245V244H77ZM83 245H85V243L83 244ZM83 245L81 246L82 247V250H83ZM89 246L88 244L87 245H85V246H89V247H92V248H94L93 246ZM79 246V245H78ZM98 246V247H97ZM150 246H152V245H150ZM72 247H73V245H72ZM71 247V248H72ZM153 247V246H152ZM67 248V249H68ZM236 248H238V249H236ZM59 249V250H58ZM51 250V249H50ZM53 250V249H52ZM51 250V251H52ZM68 250H70V249H68ZM67 250V251H68ZM153 250V249H152ZM76 251V250H75ZM146 251H148V252H146ZM170 251V252H171ZM255 251V252H256ZM169 251H168V253H170ZM249 252V253H250ZM75 253V252H74ZM73 253V254H74ZM146 255H145V254ZM155 253V254H154ZM56 254V255H55ZM66 254V253H65ZM160 254V255H159ZM59 255V254H58ZM79 255V254H78ZM77 255V256H78ZM150 255H151V253H150ZM59 256H62V254L61 255H59ZM155 256H156V258H155ZM63 257V256H62ZM81 257V256H80ZM152 257V256H151ZM151 257H147V258H151ZM2 258V257H1ZM0 258V259H1ZM154 258H155V260H154ZM161 258V257H160ZM65 259H67V262L66 261H64V258H59L58 257V260H57V262H56V259H55V262L57 263V264H81V262L79 261V263H78V261L76 260V256L75 257H73V255L71 254V252L69 251V254L67 255V257L65 258ZM83 259V258H82ZM165 258L164 257H162L161 258V260L163 261ZM81 260V259H80ZM149 260V259H148ZM167 260V259H166ZM53 261V260H52ZM162 261H160V262H162ZM2 262V261H1ZM146 262H148V263H146ZM164 262V261H163ZM166 262L167 261H165L164 262V264H166ZM167 263V264H171V263ZM158 263H159V261H158ZM2 264V263H1ZM160 264V263H159Z\"/></svg>",
    "mask_w": 264,
    "mask_h": 264
}]
</instances>
